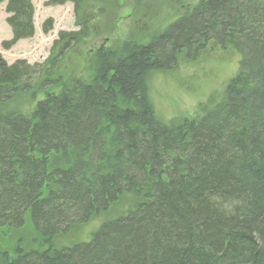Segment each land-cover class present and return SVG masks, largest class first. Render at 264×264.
<instances>
[{
	"label": "trees",
	"instance_id": "trees-1",
	"mask_svg": "<svg viewBox=\"0 0 264 264\" xmlns=\"http://www.w3.org/2000/svg\"><path fill=\"white\" fill-rule=\"evenodd\" d=\"M89 1L102 0L46 2L71 4L77 30L42 63L0 58V228L13 239L0 264H264V0H200L147 44L97 50L88 81L64 78ZM0 4L3 49L33 37L31 0ZM199 40L234 47L237 71L210 107L164 124L147 77ZM23 95L30 111L9 105ZM102 214L87 241L53 246ZM26 226L34 241L15 237Z\"/></svg>",
	"mask_w": 264,
	"mask_h": 264
},
{
	"label": "rangeland",
	"instance_id": "rangeland-1",
	"mask_svg": "<svg viewBox=\"0 0 264 264\" xmlns=\"http://www.w3.org/2000/svg\"><path fill=\"white\" fill-rule=\"evenodd\" d=\"M47 1L31 0L34 9V35L7 49H3L2 44L9 41L12 35L6 23L8 15L5 13V5L0 4V58L7 64L16 60H24L29 65L40 64L48 57L59 32L77 30L71 4L48 6ZM199 2L200 0L87 2L90 36L66 55L60 66V74L64 78L75 76L88 81L93 74L92 59L97 50L115 48L124 42L147 44L168 30L169 25L176 20L188 15ZM46 19H52L53 26L45 34L42 32V23ZM199 41L201 49L180 52L174 65L164 70L152 71L147 77L149 101L155 116L164 124L191 117L210 107L218 101L226 83L237 71L239 54L234 47L227 43L219 46L213 40ZM17 97L9 104L12 108L17 107L22 112L33 108L35 100H31L29 95ZM104 219L106 215L102 214L93 217L86 224L73 227L67 235L57 237L53 246H70L87 241L90 233ZM4 231L7 230L0 228V249L11 253L12 233ZM17 236H29L32 241L35 237L29 226L23 228L15 237Z\"/></svg>",
	"mask_w": 264,
	"mask_h": 264
},
{
	"label": "bare ground",
	"instance_id": "bare-ground-1",
	"mask_svg": "<svg viewBox=\"0 0 264 264\" xmlns=\"http://www.w3.org/2000/svg\"><path fill=\"white\" fill-rule=\"evenodd\" d=\"M65 52V51H64ZM87 76V75H86ZM84 82V81H83Z\"/></svg>",
	"mask_w": 264,
	"mask_h": 264
}]
</instances>
